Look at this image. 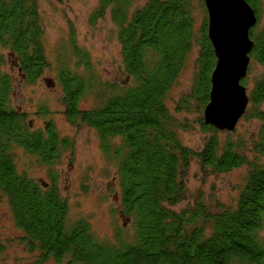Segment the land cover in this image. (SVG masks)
<instances>
[{
    "label": "trees",
    "instance_id": "1",
    "mask_svg": "<svg viewBox=\"0 0 264 264\" xmlns=\"http://www.w3.org/2000/svg\"><path fill=\"white\" fill-rule=\"evenodd\" d=\"M191 1L146 0L134 5L133 0H99L92 18L109 14L117 28L125 81L103 85L80 69L79 63L88 66V57L73 41L71 59L60 54L51 65L38 0H0V203L6 202L22 233L18 241L38 254L37 264H264L259 236L264 226V127L259 140L244 147L241 139L230 137L236 128L227 132L204 125L215 55L203 0H196L204 16L197 30ZM247 2L257 18L250 29L254 45L249 72L253 61L264 65V24L258 28L260 0ZM195 46L192 91L178 110L194 109L197 123L209 133L198 151L181 143L165 105ZM48 71L55 77L48 78L47 87H60L66 121L93 129L103 156L115 169L119 213L127 226H116L112 239H102L85 218L69 219V204L59 191L53 166L71 143L58 135L53 122L33 128L27 114L12 106L14 73L22 84L34 85ZM241 83L244 86L246 78ZM88 95L98 101L96 108L80 107ZM247 96L241 119L264 124V76ZM38 115H48L46 104ZM219 132L227 134L226 140L218 138ZM16 149L46 168L49 182L19 171ZM193 160L205 174L246 167L232 204L215 210L199 198L178 209L186 200ZM6 249L7 242L0 239V256Z\"/></svg>",
    "mask_w": 264,
    "mask_h": 264
},
{
    "label": "rangeland",
    "instance_id": "2",
    "mask_svg": "<svg viewBox=\"0 0 264 264\" xmlns=\"http://www.w3.org/2000/svg\"><path fill=\"white\" fill-rule=\"evenodd\" d=\"M145 1L133 0V4L140 5ZM38 4L44 30L43 43L47 59L52 66H55L56 58L60 54L68 61L71 59L72 48L69 45L73 41L75 47L86 53L88 57V66L79 63L80 69L85 71L95 83L125 84L117 28L109 14L100 19L92 18L99 0H38ZM259 6L261 10L258 28L264 24V0H260ZM191 9L195 15V30H197L204 17L203 9L198 7L196 0L191 1ZM196 55L195 46V54L193 53L189 58L183 72L168 91L165 105L181 143L198 151L209 133L202 131L201 125L197 123L199 114L194 109L188 113L178 110L181 101L192 91L193 62ZM5 64V70L9 71L10 62ZM54 75L55 72L48 71L34 85H24L14 73L16 90L12 106L27 114V120L33 128H41L48 121L53 122L58 135L71 143L72 148L64 152L53 166L58 177L59 191L69 204V219L85 218L102 239H112L116 226L123 228L127 226L124 217L119 213V190L115 169L103 156L99 138L93 129L83 125L71 126L66 121L60 87L56 83L53 87H47L51 85L50 81L47 82L48 78H54ZM263 76L264 65L253 61L245 77L244 86L247 94L252 91L255 81ZM42 104L47 105V116L38 115ZM79 104L82 109H94L99 103L94 96L88 95ZM260 109L264 111V105ZM263 127L264 124L256 119L242 118L237 123L235 131L230 133V137L233 140L239 138L244 142V147H250L252 141L259 140ZM226 136L224 132L218 133L221 141L226 140ZM15 156L19 171L26 172L39 182H49L47 169L39 166L34 158L21 149L15 150ZM245 171L246 167H243L227 174H205L198 162L193 160L187 176L186 200L178 209L192 205L199 198L215 210L218 205L232 204L238 197V188L246 174ZM21 234L13 223L6 202L0 203V239L7 242V249L0 256V264L38 263L36 261L38 254L28 252L18 241ZM259 236L264 241V226ZM42 264L55 263L46 261Z\"/></svg>",
    "mask_w": 264,
    "mask_h": 264
},
{
    "label": "water",
    "instance_id": "3",
    "mask_svg": "<svg viewBox=\"0 0 264 264\" xmlns=\"http://www.w3.org/2000/svg\"><path fill=\"white\" fill-rule=\"evenodd\" d=\"M208 20V40L215 55L210 76V93L203 111L204 125L233 131L248 106L242 85L254 43L250 29L257 23L247 0H203Z\"/></svg>",
    "mask_w": 264,
    "mask_h": 264
}]
</instances>
